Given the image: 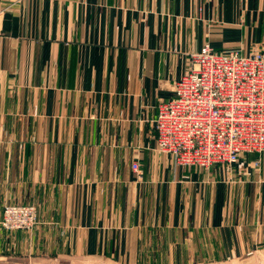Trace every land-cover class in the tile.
<instances>
[{"label": "crops", "instance_id": "0c3cea01", "mask_svg": "<svg viewBox=\"0 0 264 264\" xmlns=\"http://www.w3.org/2000/svg\"><path fill=\"white\" fill-rule=\"evenodd\" d=\"M207 44L264 52V0H0V264L264 257V152L205 168L157 146ZM8 203L38 207L32 231L2 226Z\"/></svg>", "mask_w": 264, "mask_h": 264}, {"label": "built area", "instance_id": "2783aa9c", "mask_svg": "<svg viewBox=\"0 0 264 264\" xmlns=\"http://www.w3.org/2000/svg\"><path fill=\"white\" fill-rule=\"evenodd\" d=\"M155 127L158 149L179 165L210 168L263 153L264 52H216L207 44L191 54L173 98L158 106ZM37 221L35 204L4 206L1 224L8 231L30 232Z\"/></svg>", "mask_w": 264, "mask_h": 264}, {"label": "rangeland", "instance_id": "374dc122", "mask_svg": "<svg viewBox=\"0 0 264 264\" xmlns=\"http://www.w3.org/2000/svg\"><path fill=\"white\" fill-rule=\"evenodd\" d=\"M262 259H264V257H257V259L253 262V263H225V264H264L262 263Z\"/></svg>", "mask_w": 264, "mask_h": 264}]
</instances>
